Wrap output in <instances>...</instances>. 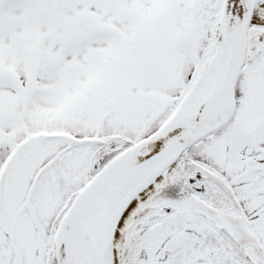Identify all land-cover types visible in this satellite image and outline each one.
Instances as JSON below:
<instances>
[{"label":"snow or ice","instance_id":"obj_1","mask_svg":"<svg viewBox=\"0 0 264 264\" xmlns=\"http://www.w3.org/2000/svg\"><path fill=\"white\" fill-rule=\"evenodd\" d=\"M0 264H264V0H0Z\"/></svg>","mask_w":264,"mask_h":264}]
</instances>
